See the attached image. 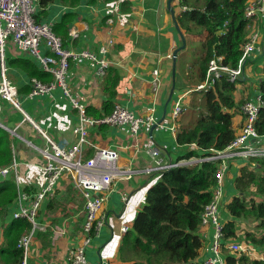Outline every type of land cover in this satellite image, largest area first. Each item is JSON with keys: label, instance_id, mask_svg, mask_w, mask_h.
Here are the masks:
<instances>
[{"label": "crops", "instance_id": "obj_1", "mask_svg": "<svg viewBox=\"0 0 264 264\" xmlns=\"http://www.w3.org/2000/svg\"><path fill=\"white\" fill-rule=\"evenodd\" d=\"M123 1V3L116 1L88 4L87 0H81L79 4L69 6L61 0H54L45 8L38 3L34 16L36 19L38 13L45 9L46 15L41 16L39 22H49L54 25L61 21L64 14L73 13V20L67 29L69 39L66 48L77 50L89 48L101 57L98 50L111 37L113 43L108 46L105 58L108 66L115 67L120 75L115 103L141 116L151 108L155 123L163 117L151 133L154 123L140 131L137 143L131 139L130 131L126 126L99 125L93 127L89 129V144L85 148V155H92L96 147L111 146L118 149L117 166L119 168H142L156 162L159 164L177 163L176 159L187 147L176 143L175 132L169 127L172 123L171 101L183 94L185 105H187L189 99L187 96L193 92L186 93L190 90L187 88L190 84L183 76V65L180 66L179 71L177 70L179 55L188 50L185 48L184 51L178 52L175 90L171 100L165 106L172 83V58H168L167 54H172L173 50L181 44L180 35L175 28L170 11V9L173 10L174 16L180 12L179 0ZM109 19L112 21L110 22ZM71 30L76 33L73 37L69 35ZM181 31L184 35H188L183 29ZM185 39H187L186 36ZM260 50H253L248 61L257 57ZM22 51L9 42L5 49V58L9 67L8 76L17 88L18 98L24 112L59 145H71L75 140L72 128L78 122L77 111L63 96L60 88L54 89L51 94L27 97L30 76L21 68L8 63L9 59L29 58L40 69L42 68L36 58L38 64L33 57ZM40 52L44 55L49 54L44 45L40 46ZM187 52L184 55V62L187 60ZM169 61H171L170 65ZM154 70L158 73L154 74ZM241 79L234 94L235 99L247 95L249 98L255 96L258 93L259 74L255 72L254 64L246 66ZM101 80L102 76L96 74V67L93 63L87 60L70 61L66 82L71 87L74 96H77L86 107L99 108L101 106L104 100ZM241 113L240 109L233 119L236 134L240 131L242 123ZM23 118L22 112L14 108L7 100L0 98V128L9 133L12 152L10 163H15V170L12 169L0 179V182L13 181L18 195L22 191L33 194L45 183V175L40 167L43 158L35 148V146H44L45 140L35 126ZM260 138L264 140L263 137ZM260 138L251 140V143H258ZM195 146L194 144L189 145L191 149ZM183 161L186 159L179 163ZM246 162L247 158L240 156L228 159L219 211L222 222L230 219L224 211V204L233 196L230 193L234 191L236 194L234 182H231L238 174L239 168ZM158 179L157 173L153 172L113 180L99 214L103 224L97 228L85 251L89 264H130L119 258V248L124 235L120 228L123 224L128 229L131 228L138 209L144 203L146 191ZM28 203V200L21 201L17 196L3 213L4 221L0 214V248L9 245L10 232L4 235V227L13 219L12 212L22 204L28 205ZM83 205V198L74 189L70 177L63 175L56 186L55 194L45 199L38 210L36 220L43 226V229L37 230L32 238L27 258L28 264H68V249L80 238L81 223L84 219ZM200 234L203 245L197 261L203 264L213 255L210 249L213 227L203 225ZM225 251L226 249L223 248L220 252L223 263L216 264H226L224 259L229 251ZM249 256L261 258V252L250 247Z\"/></svg>", "mask_w": 264, "mask_h": 264}, {"label": "trees", "instance_id": "obj_2", "mask_svg": "<svg viewBox=\"0 0 264 264\" xmlns=\"http://www.w3.org/2000/svg\"><path fill=\"white\" fill-rule=\"evenodd\" d=\"M53 1L39 0V4L45 8ZM116 1L124 2L87 0L88 4ZM250 1L179 0L181 10L175 16L179 27L186 33L194 34L201 43L199 49L195 51L198 57L196 69L198 78L194 77L190 82L187 80L190 84L187 88L191 90L204 80L210 60L213 58L221 57L219 64L235 67L250 34L258 31L260 53L254 59L247 60L244 67L245 71L247 65L248 67L255 65V72L259 74L258 93L250 98L247 95L236 100L234 94L242 79L239 77L230 80L224 72L208 89L193 90L203 92V110L196 119L183 121L178 117L174 132L175 141L179 146L187 148L191 144L196 146L194 149L185 148L176 162L191 158L203 160L193 164H178L156 172L159 179L146 191L143 205L138 209L131 228L125 231L121 240L119 258L130 264H200L197 258L203 245L200 234L203 226L201 214L213 198L215 173L221 164L220 159L205 158L223 151L235 139L238 134L235 133L233 126L235 115L241 104L247 100H254L258 94L262 104L254 127L264 138V14L247 16L245 8ZM61 2L75 6L81 0ZM44 15L45 9L38 13L35 20L39 22ZM73 15L66 13L61 21L53 25V31L61 37L64 47L69 39L67 29ZM184 50L185 48L182 49ZM22 52L34 58L29 51ZM182 53L184 57L185 52ZM8 63L21 68L30 77H37L44 82L52 80V74L40 69L32 59L18 57L9 59ZM119 79L120 75L115 67L108 66L105 69L101 80L104 100L99 108L87 106L89 115L101 117L113 110ZM241 114L242 127L246 123V116ZM261 139L258 143L252 144L264 145V140ZM10 143L9 133L0 128V167L11 162ZM249 143L251 144V141ZM234 189L236 194L224 204V211L230 216V219L223 222L221 250L225 248L229 251L224 260L226 264H264V155L250 156L246 164L239 168L234 180ZM17 195L13 181L0 182L2 221L7 206ZM30 227L31 223L26 218H13L5 225L4 235L10 232V236L9 245L0 248L1 264H21L22 250L16 247V242ZM241 241L247 246V250H232L228 247L229 243ZM250 247L260 251L261 258H251Z\"/></svg>", "mask_w": 264, "mask_h": 264}, {"label": "built area", "instance_id": "obj_3", "mask_svg": "<svg viewBox=\"0 0 264 264\" xmlns=\"http://www.w3.org/2000/svg\"><path fill=\"white\" fill-rule=\"evenodd\" d=\"M38 3L39 0H0V98L7 100L14 108L22 112L23 119L34 125L45 140L44 146H35L43 158L40 167L45 175V183L33 194L22 191L20 195H17L19 200H28L29 203L28 205L22 204L12 212L13 218H26L31 223L30 229L18 238L16 247L22 250L21 264H28L27 258L32 238L37 230L43 229V226L36 220L40 205L45 199L51 198L55 194L56 186L62 176L68 175L74 189L82 196L84 203V219L81 223L80 238L68 249V264H89L85 251L91 243L93 234L103 224L99 214L115 178L130 177L142 173L151 174L178 164H193L203 160V158L199 160L189 159L182 163L159 164L156 162L142 168H119L117 166L119 157L117 147H96L91 156H86L85 148L89 144V129L103 124L126 126L130 131L131 139L137 143L140 131L155 123V116L151 108L145 115L141 116L118 103L115 104L110 113L101 117L89 115L86 105L77 96H74L71 87L66 82V73L70 61L87 60L95 65L96 74L103 76L108 67L105 54L108 51V46L113 43V39L108 38L106 44L99 48L98 52L101 57L89 48L79 50L66 48L63 46L61 37L53 31L52 23L35 20L34 14ZM245 13L247 16L264 14V0H251L245 8ZM109 21L112 20L109 19ZM69 35L73 37L76 33L71 30ZM258 39V31L250 34L235 67L219 64L218 61L221 57L211 59L204 80L186 93L193 90L208 89L223 72L229 76L230 80L242 77L246 61L250 58L252 51L261 49L260 43L257 42ZM9 42H12L19 50L29 51L39 61L41 68L52 74V80L49 82H44L37 77H30V90L27 97L51 94L54 89L60 88L63 96L77 110L78 122L72 128L75 140L71 145H59L24 112L18 98L17 88L8 76L9 67L5 59V49ZM41 45H44L49 54L44 55L40 52ZM167 57L171 58L172 54L168 53ZM153 73L157 74L158 71L154 70ZM183 97L182 94L171 101L170 117L172 123L169 127L173 131L175 130L176 119L185 110ZM261 104L262 100L259 94L254 100H247L241 104L240 109L246 116V123L242 125L235 139L223 151L205 158L220 159L221 164L215 173L216 183L213 198L201 214V223L213 227L210 245L213 255L204 264L223 263L220 257L223 222L220 220L219 211L223 197L224 174L228 169V159L234 156L248 159L250 156L264 155V145L249 143V141L261 137L254 127V121L258 116ZM12 169L15 170V163L0 167V179L4 178ZM127 229L126 225H121L120 230L123 233ZM228 247L232 250H247V246L242 242L229 243Z\"/></svg>", "mask_w": 264, "mask_h": 264}, {"label": "rangeland", "instance_id": "obj_4", "mask_svg": "<svg viewBox=\"0 0 264 264\" xmlns=\"http://www.w3.org/2000/svg\"><path fill=\"white\" fill-rule=\"evenodd\" d=\"M188 35H189V37H188ZM188 35L185 34V36L187 37V39H186L187 43H186V47L185 48L188 49V52H187L188 56L186 57L187 60L184 62V57H182L184 53L180 54L179 58H178V63H177V70L179 71L180 70V66L183 65V70H182L183 76H185L186 81L188 80L190 82V80L192 78H194V77L198 78V72L196 70L197 69V64H198V57H197V53H195V51H196L197 48L199 49L201 43H200L199 40L196 39L194 34L188 33ZM186 51H184V52H186ZM198 54H200V53H198ZM170 63H171V61L168 62L169 65H170ZM202 94H203V92H196L195 91V92H191V94H189L187 96L189 98L188 99V103H187V105H185V110L180 114L179 120L187 121V120H190V119H196L197 118V116L203 110ZM183 101H184V104H185L186 103L185 97H183ZM77 115H78V112H77ZM103 125H105V124H103ZM235 177L236 176H234V178H233L231 183L234 182ZM230 195H234V191H233V193H230ZM101 211H102V209H101Z\"/></svg>", "mask_w": 264, "mask_h": 264}, {"label": "water", "instance_id": "obj_5", "mask_svg": "<svg viewBox=\"0 0 264 264\" xmlns=\"http://www.w3.org/2000/svg\"><path fill=\"white\" fill-rule=\"evenodd\" d=\"M171 13H172V18H173V22H174V25H175V28L177 29L179 35H180V40H181V44L179 46H177L173 52H172V70H171V74H172V83H171V88H170V91H169V94H168V98L165 102V106L167 105V103L171 100L172 98V95H173V92L175 90V73H176V60H177V55H178V52L180 50H182L183 48H185L186 46V39H185V36L183 34V32L181 31L176 19H175V16H174V13H173V10L170 9ZM164 116V115H163ZM163 117L161 119H159V121L157 123H154L151 127V131L150 133L152 132V130L158 126V124L162 121Z\"/></svg>", "mask_w": 264, "mask_h": 264}, {"label": "clouds", "instance_id": "obj_6", "mask_svg": "<svg viewBox=\"0 0 264 264\" xmlns=\"http://www.w3.org/2000/svg\"><path fill=\"white\" fill-rule=\"evenodd\" d=\"M177 163H179V162H177Z\"/></svg>", "mask_w": 264, "mask_h": 264}]
</instances>
